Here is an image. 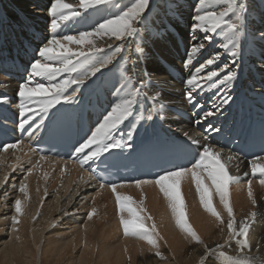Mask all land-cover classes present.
<instances>
[{
	"label": "bare ground",
	"instance_id": "obj_1",
	"mask_svg": "<svg viewBox=\"0 0 264 264\" xmlns=\"http://www.w3.org/2000/svg\"><path fill=\"white\" fill-rule=\"evenodd\" d=\"M65 2L79 8V0ZM161 2L162 0H152V5L155 7ZM181 2L183 15L177 22L175 33L152 44L148 50L149 58L145 62L149 71L159 69L157 74L167 75L170 81L171 86L163 97L168 103L163 110L159 107V101L144 99L145 96L154 94L153 88L146 86L140 90L138 87V78L132 65L137 59L135 49L143 42L136 37H126L122 51L116 53L111 63L101 68L96 76L89 77L82 87L92 81L105 86L99 98L92 94L88 101L91 105L96 104L102 119L113 102L110 95L113 85L123 89L119 94L122 98H131V92L137 91L134 116L146 117L151 114L156 122L153 128L159 130L161 135L173 138L178 136L181 138L178 141L180 143L190 142L184 136V133H188L200 141L199 152L202 153V145L205 143L213 152H220L219 159L222 163L227 161L226 170L229 174L241 177L238 182L230 181L228 184L229 206L233 209L237 223L249 217L250 213H255V216L245 221L250 225L248 240L251 247L241 251L240 245L233 240L221 250L224 255L217 253V257L209 260L208 264H264V184L260 183L261 176L251 172L253 159L242 158L224 149L215 139L216 131L209 128V124L212 128L221 130L224 125L230 128L236 123L242 125L251 121L264 122V64L258 55L243 54L237 61L240 68L238 78L226 87L196 90V100L203 107H193L186 99L185 94L189 90L186 80L200 64L214 54H219L220 60L201 72L202 77L207 71H219L226 63L232 67V58L222 47V44L227 43L224 36H218L214 42H206L205 49L193 57L188 67L184 66L191 46L204 40V33L191 30L197 0ZM127 3L128 0H113L108 8L118 14L121 6ZM49 4L50 0H0V34L7 37L0 47V53L4 50L11 51L16 46L18 53L27 40L32 39L34 52L31 61L37 58L35 49L46 42L54 31L51 28ZM211 10L219 12L222 9L218 6ZM79 11L81 15L76 20L66 22L67 29L61 25V29L55 30L58 37L78 36L79 32L91 31L101 22L100 16L92 9ZM105 18L110 17L106 15ZM12 39L15 41H11ZM14 42L17 43L13 44ZM95 43L97 47L103 48L105 56L112 55L115 47L121 45V41L115 37L109 39L107 36L95 39ZM109 44L112 45L111 49ZM70 47L87 51L86 46L75 43ZM161 56L167 61L164 68L159 65ZM25 62V68L28 69L30 62ZM226 71L220 73L221 78ZM27 74L26 71L25 77ZM125 75L131 79L125 80ZM75 76L73 73L71 78ZM66 78H69L68 74L64 73L55 82ZM36 79L45 82L41 78ZM22 82L24 80H8L0 75V111L16 113L21 103L17 95L18 85ZM75 87L70 86L65 94L71 95ZM226 95H231L233 100L224 105L220 112L203 120V113L212 109L213 102L219 103L217 97ZM36 98H43L42 94H36ZM32 107L37 109L39 105ZM160 116L164 118L161 120ZM152 123L144 121V127ZM127 124L128 121H125L122 127ZM143 130L141 128L140 135ZM230 156L235 158L229 161ZM256 162L259 166H264V160L258 159ZM26 167L29 168L27 175L21 179L17 177L15 172ZM197 171L201 173L203 186L208 188L212 207L219 214V218L201 203L190 173L180 179L183 212L188 224L204 244L214 247L217 243L224 244L228 239L227 208L215 192L206 172L200 169ZM246 172L249 173L248 176H244ZM5 177V183L0 184V264H201L204 245L196 243L188 232L176 224L168 198L160 191L155 180L139 185H116L114 192L112 186L101 187L94 183L90 174L81 169L79 164L35 154L23 141L0 149V179ZM249 180L252 181V197L248 195ZM21 181L26 185L27 196L19 190ZM118 194L129 197L138 211L143 209L141 216L151 217L145 224L149 228L155 224L153 238L156 244L150 243L143 236L124 233L120 217L131 219V214L127 208L120 211L116 199ZM16 198H20L22 202V211L19 214L15 212ZM253 199L255 204L252 203ZM3 207H8L9 210V215L4 217L1 216V212L5 210ZM93 208L95 212L89 218ZM13 216L17 217L15 224ZM165 246L167 254L161 252L157 255L155 250L164 251Z\"/></svg>",
	"mask_w": 264,
	"mask_h": 264
},
{
	"label": "snow or ice",
	"instance_id": "obj_2",
	"mask_svg": "<svg viewBox=\"0 0 264 264\" xmlns=\"http://www.w3.org/2000/svg\"><path fill=\"white\" fill-rule=\"evenodd\" d=\"M113 0H79V8H74L72 4L65 2V0H50L48 10L51 19V28L54 30L47 39L42 43L35 53L37 58L30 62L27 69V76L24 82L18 85V98L21 103L19 105V124L18 127L22 130L27 125L28 131L32 132L40 128H48L52 135L66 134L70 132V128L65 127L58 122L52 115L50 110L55 109L56 105L64 107L65 103L73 105H83L89 101V96L96 94L99 98L104 91L103 84L92 81L85 86V81L89 77L96 76V73L111 63L113 56L120 53L124 47L123 41L126 37H136L143 43L138 45L135 49L137 59L133 63L132 68L136 77L138 78V87L142 90L146 86L154 89L152 96H145V100L159 101V107L163 110L167 106V101L163 99L166 90L171 86L167 75L157 74L159 69L149 71L145 63L149 58L148 50L151 49L152 44L159 42L165 37H170L175 33V28L178 26L177 22L183 15V4L181 0H162L161 3L153 7L152 0H128L127 4L121 6L118 14L112 12L108 6ZM222 10L219 12L213 11L216 7ZM79 9H92L101 19L91 31H81L78 36L63 35L58 37L55 30L61 29V25L67 29L66 22L76 20L80 15ZM110 18H105V16ZM192 31L203 32L204 40L199 43H194L187 54L185 60V67L192 63V59L196 54L205 49V44L212 43L218 36H224L227 43L222 44L225 51L231 56V65L224 64L222 68L217 70L207 71L206 75L201 76L208 66L213 65L220 60L219 54H214L207 59L205 63L199 65L195 72L186 80L189 90L186 92V99L189 104L195 108H202L196 100L195 91L208 88H222L238 78L240 68L237 64L238 58L243 54L258 55L262 64H264V0H197L195 14L192 17ZM104 36L115 37L116 40L121 41V45L116 46L112 55L105 56L102 47H97L95 39H100ZM95 38V39H94ZM7 37L0 34V43ZM86 46L87 51L82 49L74 50L70 47L71 44ZM109 49L112 45H108ZM258 50V51H257ZM43 61V62H42ZM7 61L0 60V70L9 71L4 67ZM167 61L164 57L159 58L160 68H164ZM14 64V62H13ZM144 65L141 67L140 65ZM226 71V74L221 78L220 73ZM264 71V67H262ZM68 74L69 78L61 79L55 82L57 77L62 74ZM75 73V78H71ZM101 75H103L101 73ZM36 78H41L45 82H39ZM125 80H130L131 77L125 75ZM34 85V86H32ZM75 85L72 94L66 95V90ZM123 91L121 87L113 85L110 95L113 102L103 115L101 122L97 124L91 134L87 136L83 142H78V146L74 145L72 155L81 165L87 164L89 161L101 158L103 153L111 156V150L119 149L120 153L124 150L130 149L136 151L140 148L144 154L152 155L169 150L168 143L158 135H146L141 137V128L147 133L148 128L144 127V121H152L153 127L155 121L153 115L149 114L146 117L134 116V104L137 97V91L131 92V98H122L120 93ZM80 93V96H77ZM36 94H42L43 98L37 99ZM219 103L213 102L212 109L203 113V120H207L209 116L221 111L224 105L229 104L233 100L231 95L217 97ZM62 101L64 103H62ZM33 105H39L38 110L34 109ZM139 109V105H137ZM75 110V108H74ZM59 111V109H56ZM155 111V109H153ZM39 118V123L36 120ZM48 123H45V120ZM129 118H133L130 120ZM161 120L163 116L159 117ZM125 121H128L126 127H122ZM136 121V122H134ZM197 123H200L199 121ZM212 131L219 132V129L212 128ZM184 136L191 145H196L197 149L201 147L200 141L184 133ZM4 148L10 145H2ZM199 158L191 167H186L182 163H169L168 168L161 169L157 173L155 184L160 188L168 198L170 207L175 215L176 224L195 240L196 243L204 245V255L201 256V264H208V261L217 257V253L224 255L221 251L225 246L229 245L231 241L235 240L240 245V250L250 248L248 234L250 225L245 221L255 216V213H250L249 217H245L237 223L233 215V209L229 206L228 201V184L230 181H239L241 177L231 176L226 170V163H222L219 159L220 152H213L210 146L205 143L202 145V153L198 152ZM234 156L228 158L229 161L234 159ZM44 159V157H41ZM264 160V157L254 158L251 164V172L253 174L259 173L261 176V184H264V166H259L257 160ZM197 169L206 172L207 178L211 181L215 192L219 194L221 202L227 208L228 220L227 229L229 232L228 239L224 244H215L214 247L204 244V241L196 231L188 224L183 212V200L180 196L179 185L180 179L186 173H190L192 179L196 184V189L200 195L201 203L206 209L212 212L219 218L212 207L211 198L208 195V188L203 186V179L201 173ZM31 171V169L29 170ZM249 173H244L248 176ZM4 179H0V184L5 183ZM148 181H137V185L147 183ZM252 181H248V195L252 197ZM103 187V185H100ZM15 187V186H14ZM21 192H26V185L21 181ZM112 190L116 191V185H112ZM46 194V192H45ZM120 211L123 212L127 208L131 214V219L120 217V223L123 225V231L127 234L143 236L149 240L150 243L156 244L153 238L155 232V224L151 227H146L145 221L151 220L150 216H141L137 208L133 207L132 200L127 196L117 195L116 197ZM15 212L17 214L22 211V202L20 198L15 199ZM255 204V199L252 200ZM95 208L89 213L91 218ZM39 213L37 212V215ZM12 220L15 224L17 217L13 216ZM223 223V221H221ZM52 223H55L54 221ZM160 253L157 252V255Z\"/></svg>",
	"mask_w": 264,
	"mask_h": 264
},
{
	"label": "rangeland",
	"instance_id": "obj_3",
	"mask_svg": "<svg viewBox=\"0 0 264 264\" xmlns=\"http://www.w3.org/2000/svg\"><path fill=\"white\" fill-rule=\"evenodd\" d=\"M29 169V168H28ZM28 169H27V167H26V169H22V170H20V171H16L15 172V174H16V176L17 177H20V179L21 178H23L24 176H26L27 175V172L26 171H28ZM14 189H15V187H14ZM10 192V191H9ZM9 205H11L10 203H9ZM5 207H3L2 209H4ZM8 208V207H7ZM7 208H5V210H3V212H1V216H7V215H9V214H7V213H9V210H7ZM6 213V214H5ZM166 247V248H165ZM164 248H163V250L164 251H157V250H155V252H159V253H161L162 252V254L163 253H166L167 254V246H165ZM165 249H166V251H165ZM72 251H70V253H71ZM169 252V251H168ZM71 255V254H70ZM73 255H74V253H73ZM139 255V254H138ZM224 263V262H223ZM240 264H242V263H240Z\"/></svg>",
	"mask_w": 264,
	"mask_h": 264
}]
</instances>
